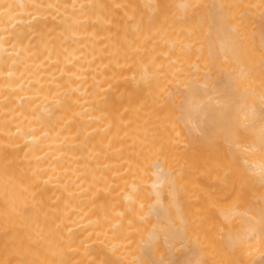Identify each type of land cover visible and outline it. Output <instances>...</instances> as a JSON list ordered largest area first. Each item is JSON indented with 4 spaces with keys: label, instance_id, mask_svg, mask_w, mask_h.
Wrapping results in <instances>:
<instances>
[{
    "label": "bare ground",
    "instance_id": "obj_1",
    "mask_svg": "<svg viewBox=\"0 0 264 264\" xmlns=\"http://www.w3.org/2000/svg\"><path fill=\"white\" fill-rule=\"evenodd\" d=\"M0 264H264V0H0Z\"/></svg>",
    "mask_w": 264,
    "mask_h": 264
}]
</instances>
